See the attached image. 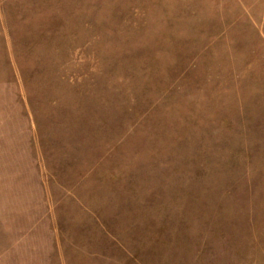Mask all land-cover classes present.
Listing matches in <instances>:
<instances>
[{"label":"rangeland","instance_id":"rangeland-1","mask_svg":"<svg viewBox=\"0 0 264 264\" xmlns=\"http://www.w3.org/2000/svg\"><path fill=\"white\" fill-rule=\"evenodd\" d=\"M0 264H264V0H0Z\"/></svg>","mask_w":264,"mask_h":264}]
</instances>
